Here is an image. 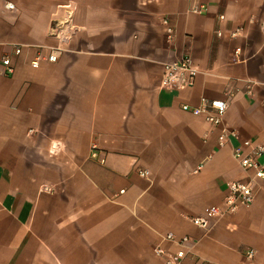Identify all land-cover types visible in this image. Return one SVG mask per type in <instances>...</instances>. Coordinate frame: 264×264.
<instances>
[{"label":"crops","instance_id":"obj_1","mask_svg":"<svg viewBox=\"0 0 264 264\" xmlns=\"http://www.w3.org/2000/svg\"><path fill=\"white\" fill-rule=\"evenodd\" d=\"M200 1L0 0V264H161L168 232L192 238L181 264H264V179L250 207L192 220L245 179L233 148L264 143V0ZM186 55L193 83L163 87ZM202 96L227 102L219 125L182 108Z\"/></svg>","mask_w":264,"mask_h":264},{"label":"built area","instance_id":"obj_2","mask_svg":"<svg viewBox=\"0 0 264 264\" xmlns=\"http://www.w3.org/2000/svg\"><path fill=\"white\" fill-rule=\"evenodd\" d=\"M5 5L9 8L14 7V4L11 2H6ZM190 10L195 13H203L207 10V4L200 0H190ZM219 17L223 18L224 15L220 14ZM162 22L165 27L167 39L170 40L174 35V26L171 24L170 19L167 16H163ZM59 23L60 21H54L51 25V29L54 30L58 27ZM261 29L262 32H264V24H262ZM217 33L220 35L221 30L218 29ZM20 51L21 45H16L12 52L18 54ZM59 53L60 48L57 46L51 47L46 54L39 51L31 61V64L36 67L42 59L55 61L57 60ZM1 62L6 73H12L14 71L11 53L5 54L1 58ZM196 71L197 69L189 55L178 60L164 62L161 75V85L166 88L178 89L190 86L193 83ZM182 108L195 115L204 116L205 119L213 125H219L222 121V116L226 111L227 102L221 98H207L202 96L198 104L191 105L184 103L182 104ZM230 133L236 135L234 131H230ZM227 137L228 131L223 130L218 137L219 144L222 145L227 140ZM92 154L96 155L95 146L93 147ZM262 154H264V143L257 142L251 138L242 139L241 142L233 148V155L239 165L247 172L245 179L229 181L227 183V193L223 201L220 204L209 206L206 214L192 217L193 222L203 228H208L211 224L212 218L232 214L240 207H250L255 199L253 181L258 178L264 179V163L260 161V156ZM99 160L100 162H104L103 158H100ZM139 174L147 176L149 170L141 169L139 170ZM165 238L175 242L178 247L175 250L170 251L161 246H156L154 250L162 257L161 264H181L187 255L186 246L192 242V238L188 235L176 237L171 232H168L165 235ZM252 253L253 251L250 250L248 256H251Z\"/></svg>","mask_w":264,"mask_h":264}]
</instances>
